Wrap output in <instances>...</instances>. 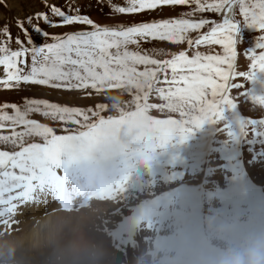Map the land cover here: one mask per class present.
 <instances>
[{"label": "rangeland", "instance_id": "rangeland-1", "mask_svg": "<svg viewBox=\"0 0 264 264\" xmlns=\"http://www.w3.org/2000/svg\"><path fill=\"white\" fill-rule=\"evenodd\" d=\"M52 6L60 7L66 14L87 15L94 23L110 27L131 26L153 19L222 20L216 13L194 12V3L165 5L160 9L139 13H119L114 6H127V0H0V43L6 41L11 50H18L21 45L16 40L19 39L23 46L28 47L25 28L37 46L54 42L53 36L91 30V26L78 23L60 25V18L51 13ZM41 11L58 26H49L42 19L37 20L36 14ZM189 12L193 15H183ZM29 16L33 17V25H38L42 31L49 33L47 40L33 30L28 23ZM236 18L243 19L238 8ZM18 21L23 23V27ZM5 26L9 29L7 35L3 34ZM209 28L210 25H206L188 36L195 40ZM259 35L264 33L247 25L240 27L234 65L236 72L249 70L251 60L245 52L255 48ZM129 50L148 52L159 60L171 59L179 51H186L189 56L196 51L203 55L224 54L221 46H189L187 41H141L139 49L135 45H129ZM22 60L26 61L22 67L27 73L31 67V56L22 57ZM139 67L142 71L143 66ZM168 78H171L170 71ZM3 79L4 66L0 65V80ZM163 79V74L158 75V80ZM232 82L239 83L238 88L231 91L235 107L225 105L222 119L206 122L194 129L183 143L173 140L165 148L156 149L148 163L133 159L121 188L117 189V185L123 173L105 191L89 194L79 189L80 192L74 198L68 199L71 204L76 201L75 205L78 206L83 198H96L106 207L104 218L97 228V224L92 228L84 224L87 237L101 251L98 264H197L198 256L204 249L223 248L229 243L237 242L249 231L264 229V204L261 202L264 201V105L254 99L256 96H264V72L257 70L253 79L237 76ZM156 87L166 88L168 85L158 83ZM107 91L97 92L90 88L54 89L24 82L13 84L12 87L0 84V106L16 104L23 110L26 100L47 99L49 102L83 108L91 123L99 119L93 113L98 112L105 118L119 115L106 102ZM135 94V90L126 93L123 108H128ZM148 103L159 104L164 101L153 91L149 94ZM99 104L107 107L99 109ZM132 107L134 110V105ZM5 111L13 113L11 108ZM149 115L157 119L180 118L177 112L158 109H150ZM240 115L245 118L242 122L243 129L242 123L237 120ZM29 118L47 124L57 134H67L63 131L64 128L73 131L79 128L78 125L62 124L40 113H31ZM78 119L84 123L82 117ZM5 125L0 129V135L11 134L9 122H5ZM16 130L21 131L22 127L17 126ZM230 131L233 134L230 135ZM27 142L42 140L30 137ZM0 150H19V147L0 141ZM151 163L153 164L150 165ZM149 168L152 169L143 171ZM66 180L69 181L68 176ZM243 198L259 200L258 210L244 204ZM42 199L43 203L48 200ZM69 202L65 201L60 205L57 199L60 206L67 204L71 207ZM44 212L39 213V217ZM18 213L20 214L14 217L25 219L24 214H29L25 208L18 209ZM210 219H214L215 225L235 222L237 230L217 235L209 227ZM49 252L47 248L32 251L25 244L18 252V258L27 264H47Z\"/></svg>", "mask_w": 264, "mask_h": 264}, {"label": "snow or ice", "instance_id": "snow-or-ice-1", "mask_svg": "<svg viewBox=\"0 0 264 264\" xmlns=\"http://www.w3.org/2000/svg\"><path fill=\"white\" fill-rule=\"evenodd\" d=\"M190 3L196 5L194 12L216 13L222 20L153 19L131 26L110 27L94 23L87 15L66 14L60 7L52 6L51 13L60 18V25L78 23L91 26V30L53 36L54 42L37 46L25 28L28 47L19 39L16 40L21 45L18 50H11L6 41L0 43V65L4 66L5 73L0 84L5 87L24 82L54 89L90 88L97 92L129 87V92L135 90L136 93L128 108L118 111V116L105 118L98 112L93 113L99 119L91 123L83 108L47 99L26 100L23 110L16 104L0 106V129L9 122L11 130L10 135H0V141L19 147V150H0V225L12 227L9 218L19 215L18 209L36 201L38 195L46 198L47 192L62 200L63 184L69 172L97 149L115 146L121 152L124 171L117 185L119 189L133 159L148 163L156 149L165 148L173 140L183 143L194 129L222 119L225 105L235 107L231 91L237 89L239 83L232 81L237 76L253 79L257 70L264 72V35H259L254 49L245 52L251 60L249 70H234L240 27L247 25L264 33V0H127V6H114V9L119 13H139L165 5ZM237 8L242 20L236 18ZM27 19L33 30L47 40L49 33L33 25L32 16ZM36 19L58 26L43 11L36 14ZM18 23L23 27L22 22ZM206 25H210L208 31L195 40L189 38V33ZM8 32V27H3V34ZM141 41H187L189 46L197 47L218 45L224 54L203 55L196 51L189 56L186 51H179L171 59L159 60L148 52L129 50V45L139 49ZM28 55L31 67L25 73L22 65L26 61L22 57ZM139 66H143L142 71ZM160 74L164 75L163 81L158 80ZM158 83L168 87H156ZM153 91L164 103H148ZM254 99L264 105V96ZM97 107L107 106L99 104ZM8 108L13 110L12 114L5 111ZM150 109L177 112L180 118L157 119L149 115ZM31 113L79 128L75 131L64 128L67 134H57L47 124L30 119ZM78 117H82L84 123ZM17 126L22 130L17 131ZM243 127L242 123L241 129ZM30 137H39L42 142L29 143L27 138Z\"/></svg>", "mask_w": 264, "mask_h": 264}, {"label": "clouds", "instance_id": "clouds-1", "mask_svg": "<svg viewBox=\"0 0 264 264\" xmlns=\"http://www.w3.org/2000/svg\"><path fill=\"white\" fill-rule=\"evenodd\" d=\"M129 87L109 89L105 100L114 111L126 103ZM124 171V158L115 146L97 149L76 168L74 177L79 186L89 194L99 193L113 184ZM102 202L90 200L87 205L71 207L53 205L39 218L24 220L10 217L13 225L0 227V264H27L18 258L25 244L32 251L50 250L47 264H98L101 255L96 243L90 240L84 224L93 218ZM217 235L237 230L235 222L215 225L208 221ZM197 264H264V229L249 231L237 242L223 248L204 249Z\"/></svg>", "mask_w": 264, "mask_h": 264}, {"label": "bare ground", "instance_id": "bare-ground-1", "mask_svg": "<svg viewBox=\"0 0 264 264\" xmlns=\"http://www.w3.org/2000/svg\"><path fill=\"white\" fill-rule=\"evenodd\" d=\"M1 16V15H0ZM77 167H75L68 176L69 181H67L66 179L64 180V184H63V191H64V198L61 200L59 199V203L60 205H63V203L69 202L68 199L70 198H74L77 195V192H80L79 189H82L79 184L77 183L75 177H74V172L76 170ZM62 174V173H60ZM80 194H83V192H81ZM45 197L48 199L43 203V199L38 195L36 201L34 202H27V204L23 207L25 209H27L29 214H24L25 215V219L24 220H29L32 218H38L39 217V213H43L46 209L51 208V206L53 205H57V199L55 197L54 194L51 195V193H45ZM83 202H81L80 204H78L77 207H81V205L85 206V204L89 201V200H93L96 198H92L90 199V197L88 198H83ZM99 199V198H98ZM76 201H74L72 204H75ZM69 204L72 206V204L69 202ZM110 204V203H109ZM77 205V204H76ZM106 205V204H105ZM105 210L106 207L104 206V204H102L99 209L97 210V212L95 213V215L93 216L92 219L88 220L85 225L89 226V227H93V225H96L95 228H97L100 224H101V220L104 218V214H105ZM124 215V214H123ZM87 235V233H86ZM109 248V247H108ZM101 252V251H100Z\"/></svg>", "mask_w": 264, "mask_h": 264}]
</instances>
